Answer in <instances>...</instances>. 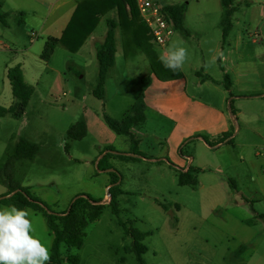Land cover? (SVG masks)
I'll return each instance as SVG.
<instances>
[{"label":"rangeland","instance_id":"1","mask_svg":"<svg viewBox=\"0 0 264 264\" xmlns=\"http://www.w3.org/2000/svg\"><path fill=\"white\" fill-rule=\"evenodd\" d=\"M161 1L190 6L184 29L175 28L166 46V51L187 49L181 67L184 77L181 71H171L169 78L159 69L153 72L145 48L160 57L162 49L150 33L148 39L143 34L135 40L117 28L115 63L109 68L104 99L93 91L99 80L96 47L107 32V17L96 27L95 40L89 37L77 51L57 46L48 61L40 58L46 33L26 24L34 3L23 14L9 18L12 29L7 31L17 42L7 38L3 42L8 47L0 44V105L7 107L13 99L7 71L15 64H24L34 90L23 114L7 112L0 117V207L9 206L1 195L21 187L54 213L68 209L80 194L104 200L119 190V213L106 205L89 221L82 246L73 248L81 264H140L131 248L133 230L146 233L142 242L147 251L142 257L147 264H264V141L251 134L258 138L256 146L239 157L233 147L223 146L226 142L215 145L210 139L206 144L194 138L200 129L208 138L217 125L212 123L210 109L189 100L192 93L218 103L221 90L196 83L206 72L212 81H224L222 67L227 64L264 73V18L257 27L252 21L253 7L264 0H235L238 9L225 38L219 2ZM36 34L40 37L35 38ZM217 47H224L223 54L232 49V61H218ZM144 76L151 78L145 92V120L132 127V136L119 134L107 124L105 114L120 119L125 106L136 100ZM228 100L232 109L237 106L232 95ZM79 121L85 122L86 135L70 138L69 128ZM260 124L264 131V123ZM22 139L36 143L35 153L9 158ZM135 154L139 156H130ZM112 172L120 174V183H115ZM182 173L195 183H181ZM26 209L51 253L53 235L45 213Z\"/></svg>","mask_w":264,"mask_h":264},{"label":"trees","instance_id":"2","mask_svg":"<svg viewBox=\"0 0 264 264\" xmlns=\"http://www.w3.org/2000/svg\"><path fill=\"white\" fill-rule=\"evenodd\" d=\"M187 4L188 2L165 6V10L169 14L175 28L183 29V18ZM221 5L223 9L221 22L223 38H225L232 28V15L236 10L235 0H221ZM111 11H115V18L108 16ZM6 14L0 13V18H2L3 22ZM103 17H107L108 29L103 42L96 47V55L99 61V80L93 93L98 98L104 97L107 74L109 68L115 63L117 51L116 29L120 28L123 34L133 35L135 40H138L143 34V37L147 39L150 36L149 28L140 15L136 0H76L75 10L62 34L60 36H48L45 39L44 47L40 54L41 59L48 61L57 46H63L70 51L79 50L94 33ZM145 49L151 58L150 62L153 72L159 69L165 75L164 77L169 78L171 72L168 68L164 67L160 56L150 47H146ZM157 59L160 61L158 62ZM7 76L11 83L14 102L9 107L0 105V117L7 112L20 116L25 112L34 88L25 80L20 64L10 67ZM149 84V76L141 79L137 98L122 118L117 119L105 114V121L110 128L119 134L132 136V127L143 122L146 117L145 92ZM86 132L87 127L85 122L79 121L69 128L68 136L73 139H80L86 135ZM204 139L206 142H209L206 137ZM36 149V143L22 139L17 143L15 152L9 158L17 160L31 156L35 153ZM118 155L125 156V153L118 152ZM130 156L138 157L139 155ZM140 156L144 157V155ZM112 173L117 177L115 178V183H120L121 181L118 182L120 174L117 172ZM180 182L183 184L195 183L184 173L180 176ZM111 189L112 187L108 190L111 192ZM119 193V190L116 193L111 192L107 203L104 200H94L90 196L80 194L72 200L68 209L60 213L50 211L41 200L31 196L23 187L18 192L10 195H1V197L9 205H15L18 208L30 207L45 213L47 224L53 235L49 264H81L79 255L72 252L73 248H80L82 246L85 228L89 221L96 219L106 205L112 207L113 213H119L117 202ZM130 234L133 239L131 248L136 253L139 263L147 264L142 257V254L147 251V246L142 242L146 233L133 230Z\"/></svg>","mask_w":264,"mask_h":264},{"label":"crops","instance_id":"3","mask_svg":"<svg viewBox=\"0 0 264 264\" xmlns=\"http://www.w3.org/2000/svg\"><path fill=\"white\" fill-rule=\"evenodd\" d=\"M72 1L74 3H72ZM196 1H200V0H196ZM211 1L213 3L219 2V4H221V0H211ZM32 3H34L35 9H33V15L30 19H28V21H26V24L34 25L36 28L41 30V33H46V36L44 37V43H45V39L48 36H60L62 34L64 28L68 24L76 7V0H0V13H7L6 16L3 18L4 22L2 18H0L1 45H3L4 47H8L3 42L7 38L13 43L17 42V39L9 35L7 31L12 29V23L10 22L9 18H11L16 13L23 14L25 12L24 9L26 8L30 9ZM52 3L54 5L51 6ZM189 7L190 6L188 3L185 13L188 12ZM235 7H236L235 12H236L238 9L236 4ZM233 15H232V19H233ZM108 16L110 18H115L116 16L115 11H111ZM263 18H264V1L262 2V5L259 4V6H254L252 9V21L255 22V25L253 26L257 27L256 26L257 23ZM184 19H185V14H184L183 22ZM185 32L188 33L187 30H185ZM105 34L106 32L103 35V40ZM35 36H36L35 38L40 37L39 34H36ZM90 38L95 40L96 39L95 34H92ZM103 40L99 43H102ZM215 51H217L219 54L218 61H225V62L232 61V58L229 55V52H231L232 49L230 50L228 49L227 54H223L224 47H217ZM213 57H216L217 59V55H214ZM18 64L21 65L24 72V78L27 81L26 74L24 71V64L21 63ZM169 71L171 72L172 70L169 69ZM176 71H181V77H184L182 68ZM204 71H208V70L205 69ZM110 72L111 71H108L105 82V97H106V92L108 90V77L110 75ZM222 72L226 76L224 81L223 79L221 81L220 80L212 81V79L213 80L215 79L212 77V75L206 72L202 77V79L196 83V85L200 88L204 86H210V84H213L215 88L221 90V100L218 103L215 104L211 101L203 100L202 98H196V96H194V94L192 93L189 94V98H190L189 100L191 104H195V105L197 104V106L198 105L204 106L205 108L211 110L212 123L217 125V128L216 129L213 128V131L209 134L208 138L206 136H203L204 134L202 132L203 131L202 129L196 130L197 134H195L194 138L201 141H205L204 137H206L207 140L209 141V142L205 141L206 144L210 143V139H214L216 141L215 145H219L221 143L226 142V144H224L223 146L233 147L239 153V157H244V155L247 154L246 153L247 148L256 146L255 143L258 140V138L256 139V137L253 136H258L260 139L264 141V131L262 130L260 124V122L264 123V73H261V71H244L242 68L234 69L233 65L230 66V64H227L225 67L223 66ZM230 72L232 73L233 77L231 76ZM199 74L200 73L197 70V75ZM150 82H151V78H150ZM187 87L188 85H186L185 87L186 92H188ZM234 91H237V94H234ZM229 95H232L234 102L238 100L237 106H235V108L233 109L230 107V101L228 100ZM100 99H104V97ZM134 100L130 101L129 106H125L124 108L125 112H123L122 116H119L120 118H122L127 112V110L130 108V106H132ZM242 100H246L248 101V103L244 104L242 103ZM13 102H14V96L11 101V104ZM11 104L7 105V107H9ZM247 105L249 106L247 107ZM250 105L253 108H251ZM258 106L260 107V110H257ZM214 110L215 113L213 112ZM251 134L253 136H251ZM187 137L188 136H183L181 139L186 140ZM217 138L218 140H216ZM140 147L143 149V143L140 144ZM168 148L170 147L168 146ZM189 160L193 162V158L190 156H189ZM249 161L251 162V165H254L253 159H250ZM249 174H252V172ZM105 197L106 199L108 198L110 199L108 195H106Z\"/></svg>","mask_w":264,"mask_h":264},{"label":"clouds","instance_id":"4","mask_svg":"<svg viewBox=\"0 0 264 264\" xmlns=\"http://www.w3.org/2000/svg\"><path fill=\"white\" fill-rule=\"evenodd\" d=\"M187 56L185 47H170L160 59L165 68L176 71ZM49 261L50 244L37 235L30 212L15 205L0 207V264H49Z\"/></svg>","mask_w":264,"mask_h":264},{"label":"built area","instance_id":"5","mask_svg":"<svg viewBox=\"0 0 264 264\" xmlns=\"http://www.w3.org/2000/svg\"><path fill=\"white\" fill-rule=\"evenodd\" d=\"M140 15L149 28L154 42L166 52V46L171 39L175 26L165 10L161 0H136Z\"/></svg>","mask_w":264,"mask_h":264},{"label":"water","instance_id":"6","mask_svg":"<svg viewBox=\"0 0 264 264\" xmlns=\"http://www.w3.org/2000/svg\"><path fill=\"white\" fill-rule=\"evenodd\" d=\"M108 201H109V198H108V199H105V201H104V202L106 203V202H108Z\"/></svg>","mask_w":264,"mask_h":264}]
</instances>
